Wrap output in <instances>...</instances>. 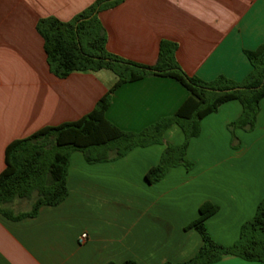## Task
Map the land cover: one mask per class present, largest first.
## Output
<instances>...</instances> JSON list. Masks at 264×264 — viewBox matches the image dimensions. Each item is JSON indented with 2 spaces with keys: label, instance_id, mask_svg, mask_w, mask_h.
I'll list each match as a JSON object with an SVG mask.
<instances>
[{
  "label": "crops",
  "instance_id": "1",
  "mask_svg": "<svg viewBox=\"0 0 264 264\" xmlns=\"http://www.w3.org/2000/svg\"><path fill=\"white\" fill-rule=\"evenodd\" d=\"M96 1L0 0V174L10 143L78 121L115 85L116 76L105 70L55 76L37 30L41 19L71 22ZM99 17L109 52L153 66L161 42L170 41L183 70L206 82L219 76L242 82L253 70L245 52L264 46V0H125ZM187 98L174 80L147 77L118 88L106 116L119 129L140 133L174 116ZM242 113L234 100L204 118L188 144L192 169L177 166L155 184L147 173L167 145L185 142L178 125L166 130L163 144L118 160L88 164L73 152L64 202L19 221L0 214V264L184 263L203 245L188 226L206 203L219 207L206 221L210 235L234 245L264 200V98L256 128L233 134L230 125ZM21 207L23 201L14 204L16 214ZM83 234L88 239L81 244ZM215 264L260 263L227 255Z\"/></svg>",
  "mask_w": 264,
  "mask_h": 264
},
{
  "label": "trees",
  "instance_id": "2",
  "mask_svg": "<svg viewBox=\"0 0 264 264\" xmlns=\"http://www.w3.org/2000/svg\"><path fill=\"white\" fill-rule=\"evenodd\" d=\"M124 1L97 0L71 22L56 18L38 22L37 30L44 39L48 64L55 76L64 79L75 72L105 70L112 72L117 81L95 109L78 121L43 128L7 146L5 169L0 174V214L4 217L13 221L33 218L42 207H55L64 202L69 194L67 177L73 152L83 153L88 164L118 160L135 148L163 144L166 130L178 125L185 142L181 146L167 145L159 165L146 175L148 183L155 184L177 166L192 169L187 158L188 144L200 135L201 121L218 112L223 104L236 100L243 107L241 117L230 125L233 134L237 129L253 131L256 128L264 98V46L245 52L253 70L242 82L225 76L206 82L188 75L177 61L178 45L170 41L161 42L155 65L138 64L108 51L107 31L99 17L101 12ZM147 77L174 80L188 93V98L174 116L140 133L125 132L107 119L112 95L123 85ZM17 201L33 202L32 209L16 214L13 207ZM218 211L219 207L211 203L200 208L199 218L188 228L200 234L203 245L195 257L179 264H215L227 255L264 264V200L255 217L243 225L239 240L232 246L217 243L208 231L206 221Z\"/></svg>",
  "mask_w": 264,
  "mask_h": 264
},
{
  "label": "rangeland",
  "instance_id": "3",
  "mask_svg": "<svg viewBox=\"0 0 264 264\" xmlns=\"http://www.w3.org/2000/svg\"><path fill=\"white\" fill-rule=\"evenodd\" d=\"M32 204L33 202L31 201H23V207H21L19 210L21 211V213L25 210H30L32 209Z\"/></svg>",
  "mask_w": 264,
  "mask_h": 264
},
{
  "label": "built area",
  "instance_id": "4",
  "mask_svg": "<svg viewBox=\"0 0 264 264\" xmlns=\"http://www.w3.org/2000/svg\"><path fill=\"white\" fill-rule=\"evenodd\" d=\"M88 239V235L87 234H83L81 237H80V243L83 244L87 241Z\"/></svg>",
  "mask_w": 264,
  "mask_h": 264
}]
</instances>
